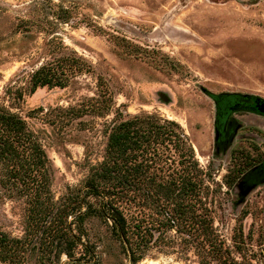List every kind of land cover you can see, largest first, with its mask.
Segmentation results:
<instances>
[{
    "label": "rangeland",
    "instance_id": "rangeland-1",
    "mask_svg": "<svg viewBox=\"0 0 264 264\" xmlns=\"http://www.w3.org/2000/svg\"><path fill=\"white\" fill-rule=\"evenodd\" d=\"M59 42L91 70L63 88L39 87L14 101L13 89L26 86ZM98 78L110 98L102 115L89 107H105ZM208 92L264 99V0H0V105L44 131L54 197L82 186L90 164L102 160L107 125L118 113H157L175 120L192 147L196 166L188 159L169 172L194 173L190 202L198 215L189 230L180 224L162 235L158 228L135 262L107 224L89 217L83 224L90 240L81 239L88 250L78 245L68 257L55 241L26 239L21 258L0 264H264V180H241L264 160V116L232 113L233 135L218 147ZM138 199L139 214L151 215L144 194ZM121 210L132 216L127 205ZM25 217L22 199L0 195L1 232L24 240ZM67 222L75 231L72 215Z\"/></svg>",
    "mask_w": 264,
    "mask_h": 264
},
{
    "label": "trees",
    "instance_id": "trees-1",
    "mask_svg": "<svg viewBox=\"0 0 264 264\" xmlns=\"http://www.w3.org/2000/svg\"><path fill=\"white\" fill-rule=\"evenodd\" d=\"M46 54L48 58L31 71L26 86L13 89L14 101L39 87L63 88L77 74L91 70L88 62L61 42L49 48ZM98 87L105 107L100 104L89 107L102 115L110 107L106 105L110 98L101 78H98ZM208 94L215 105L214 127L221 139L216 142L218 147L233 135L236 119L232 113L264 116V99L255 94ZM68 109L80 113L79 107ZM119 115L121 113L107 125L102 160L90 164L82 186L69 187L56 199L51 189L53 166L43 145L44 131L31 127L21 115L0 105V195L22 199L26 214L24 240L0 231V260L12 262L21 258L26 239L45 246L55 241L58 251L68 257H72L78 245L88 250L81 239L90 240L83 224L89 217L101 219L108 225L110 235L120 242L122 252L132 262L142 258L153 245L151 239L158 228H162L159 233L162 235L168 228L180 224L192 229L198 216L190 202L197 184L193 180L194 173L184 168L169 172L173 163L183 164L188 159L196 166L192 147L180 125L157 113ZM241 180L250 186L262 182L264 160L243 173ZM140 193L153 211L147 217L139 214ZM122 205L133 209L132 216L127 218L123 214ZM70 215L77 223L75 231L67 222ZM207 227L211 229L209 223ZM210 242L213 246L214 241ZM200 247L198 253L203 261L208 252L204 245Z\"/></svg>",
    "mask_w": 264,
    "mask_h": 264
}]
</instances>
